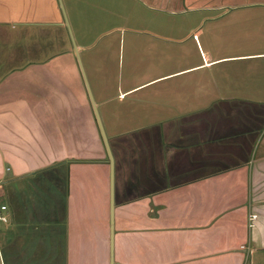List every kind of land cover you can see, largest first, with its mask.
<instances>
[{"label":"crops","instance_id":"obj_1","mask_svg":"<svg viewBox=\"0 0 264 264\" xmlns=\"http://www.w3.org/2000/svg\"><path fill=\"white\" fill-rule=\"evenodd\" d=\"M134 16L169 22L177 41L192 34L204 61L120 101L162 77L231 67L216 83L161 80L145 117L116 105L129 153L112 149L119 176L123 160L115 264H264V0H0V264H111L110 176L109 191L80 186L52 130L70 118L59 96L67 60L78 66L68 39L90 56L99 36L140 30L113 25Z\"/></svg>","mask_w":264,"mask_h":264},{"label":"rangeland","instance_id":"obj_2","mask_svg":"<svg viewBox=\"0 0 264 264\" xmlns=\"http://www.w3.org/2000/svg\"><path fill=\"white\" fill-rule=\"evenodd\" d=\"M150 16L153 17L154 14ZM136 20V16H134L130 24L129 22H123L113 25L131 26V29L140 30L130 31L124 28L115 33L113 35L114 37L111 38L108 36H99L95 40L94 50H91L92 55L86 56L85 49L80 52L88 83L93 92L106 132L111 139H109L110 144L112 149L114 148L118 154L125 151L124 144L126 141L124 140L125 137L122 132L125 129L124 124H127L121 118V115L116 116L114 114L115 111L120 112V107H116L117 104L119 105L122 102H127V106L133 104V115L145 117V115H149V110L155 105V102L152 103V99L149 102H145V96L155 88L160 89L159 85L163 82L161 80L167 79L165 82L174 84L179 81L203 82L206 80H211V83H216L219 80H224L226 74L229 75L228 68L231 67L229 64L225 65L220 63L212 65L211 68L203 65L178 74L162 77L150 82L147 88L128 94L125 100L121 99L120 101L118 95H123L122 90L177 69L201 64L204 61L199 45L192 34L186 36L181 41H177L173 38L175 35L171 30V24L169 22L164 21L162 22L164 27H158L149 17H147L145 23ZM145 29L154 31L157 34L145 31ZM68 44H70L68 46L69 50L74 52L71 37L68 39ZM105 44H107L106 49L102 50ZM36 59H38V56H36ZM67 59L68 57L64 56L61 61H65L66 63ZM67 61L68 85L63 89L61 85L59 92L63 96H59L62 97V103L69 102V107L65 105L66 103L62 106H66V109L69 110L67 114H69L70 118L61 120L62 127L59 130L60 134L57 135L53 133L55 130H52V137L58 141V144L67 146L69 149L66 151L61 150L60 152H56V154L61 157L72 158L69 159L70 161H62L63 163L61 164H64L63 166L69 167L70 164L78 165L76 170L81 177L78 178L82 182L80 186L83 185L86 179L87 187L91 182L94 184L97 182V190L105 187L106 191H109L108 154L89 97L85 77L82 70L80 71L79 66L81 65L79 61H77L78 66H69V60ZM2 67L4 68L3 72H5L6 68L22 66H9L8 63L4 62ZM80 72H82V76ZM208 72H210L211 78H208ZM71 80L73 82H70ZM74 80L77 81L74 82ZM156 81L160 82L156 83ZM149 94V96H152L151 93ZM134 98H136L134 103H130ZM143 119L148 121L146 118ZM130 138H133V141L134 138L137 139V136L132 134ZM136 142L138 143L137 140ZM136 142L133 141L132 143ZM125 152L129 153L128 150ZM122 163L123 160L119 161L118 164V169L121 172L119 176L115 162L116 192L119 189L121 178H123ZM130 172H132V168ZM86 191L91 190L86 188ZM124 200L121 195L116 200L118 202V216L121 219L123 215L120 213H122L123 206L126 203ZM105 210L107 213V209ZM106 217L109 219L108 213Z\"/></svg>","mask_w":264,"mask_h":264},{"label":"water","instance_id":"obj_3","mask_svg":"<svg viewBox=\"0 0 264 264\" xmlns=\"http://www.w3.org/2000/svg\"><path fill=\"white\" fill-rule=\"evenodd\" d=\"M73 43L75 46V52H76L78 61L81 65L80 66L81 70H82L83 75L85 77V82H86V86L88 89L89 97H90V100H91V103H92V106L94 109V113H95V116L97 119V123H98L99 129H100V132H101L104 144H105V148H106V151L108 154L109 169H110V175H109L110 176V253H111L110 263L115 264V262H114L115 157H114L113 150H112V147H111L105 126L103 124V120L101 118L97 103L95 101L93 92H92L90 85L88 83V79H87L85 71H84V66L82 65V60L80 57L79 49L76 46L74 38H73Z\"/></svg>","mask_w":264,"mask_h":264},{"label":"built area","instance_id":"obj_4","mask_svg":"<svg viewBox=\"0 0 264 264\" xmlns=\"http://www.w3.org/2000/svg\"><path fill=\"white\" fill-rule=\"evenodd\" d=\"M7 209V205L2 204L0 206V220L8 221V216L5 213V210ZM256 217V214H250V219L253 220Z\"/></svg>","mask_w":264,"mask_h":264}]
</instances>
